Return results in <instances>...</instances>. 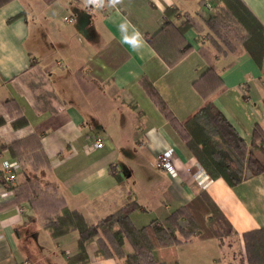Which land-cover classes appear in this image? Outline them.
Segmentation results:
<instances>
[{"label":"crops","instance_id":"0c3cea01","mask_svg":"<svg viewBox=\"0 0 264 264\" xmlns=\"http://www.w3.org/2000/svg\"><path fill=\"white\" fill-rule=\"evenodd\" d=\"M242 2L264 25V0ZM101 5L0 0V145L34 134L47 160L45 178L88 225L130 201L141 206L130 214L135 227L162 221L204 189L230 222L236 234L226 238L234 241L194 236L158 248L156 256L175 264H249L242 235L264 227V172L235 186L210 178L142 81L153 85L179 123L213 103L249 146L254 126L264 130V58L246 49L241 24L212 23L222 0ZM165 8L175 11L174 27L155 35ZM184 19L180 33L176 27ZM185 43L190 49L180 55ZM162 55L177 60L169 66ZM210 65L214 71L205 73ZM18 117L26 122L13 125ZM95 137L102 146H93ZM166 148L174 154L173 176L154 165ZM4 162L15 163L17 183L19 161L7 148L0 150L3 176ZM197 163L202 170L195 175ZM48 214L16 200L0 183V264H64L60 251L65 258L78 251V232L53 237L45 226ZM88 244L84 264H123L122 258L93 256L94 238ZM123 248L132 250L128 240Z\"/></svg>","mask_w":264,"mask_h":264},{"label":"trees","instance_id":"16d2710c","mask_svg":"<svg viewBox=\"0 0 264 264\" xmlns=\"http://www.w3.org/2000/svg\"><path fill=\"white\" fill-rule=\"evenodd\" d=\"M222 2L223 9L211 18L212 23L225 19L241 24L246 31L244 46L261 62L264 58V25L242 0ZM174 12L173 9L165 8L164 17L155 35L174 27L170 20ZM187 24L188 20L184 19L176 28L182 33ZM154 36H148L147 41L155 47ZM189 49L190 45L185 43L180 55H184ZM162 56L169 66L177 60ZM211 71H214L212 65L205 73ZM142 85L161 113L182 136L186 146L210 178L222 177L230 186H235L249 176L264 172V130L260 127L254 126L248 146L220 109L211 102L206 103L183 123H179L153 85L147 81H142ZM25 122L23 117L12 121L13 125ZM4 148L18 158L21 177L17 183H8L0 170V183L14 191L16 200L25 199L31 208L52 213L45 216V226L53 237L71 230L78 232V251L67 256L64 264L88 262L87 243L92 238L96 240L93 256L122 258L123 264H175L160 260L156 256V250L185 242L194 236L221 239L236 234L204 189L198 190L184 205L173 208L162 221L152 219L139 228L135 227L130 214L141 206L136 201H130L99 220L97 224L88 225L78 209H71L64 204L56 184L45 178L47 160L34 134L26 139L1 144L0 150ZM242 236L248 263L264 264V227L246 231ZM125 240L132 247L128 253L123 249Z\"/></svg>","mask_w":264,"mask_h":264},{"label":"built area","instance_id":"2783aa9c","mask_svg":"<svg viewBox=\"0 0 264 264\" xmlns=\"http://www.w3.org/2000/svg\"><path fill=\"white\" fill-rule=\"evenodd\" d=\"M87 5L97 8V9H101L102 5H101V0H86ZM63 19L67 22H73L74 18L71 16H64ZM103 145V141L102 139H100L99 137H95L94 138V142H93V146L94 147H100ZM173 158H174V154L171 148H166L163 151H161L155 159L154 165L156 168L158 169H162L164 171H167L168 173H170L172 176L177 174V171L174 167L173 164ZM15 167V163L13 162H4L3 163V169L5 172V180L8 183H13V181H15L16 179V175L13 171V168ZM197 171L194 173L195 175H197L198 173H200V171L202 170L201 166L197 163Z\"/></svg>","mask_w":264,"mask_h":264},{"label":"rangeland","instance_id":"374dc122","mask_svg":"<svg viewBox=\"0 0 264 264\" xmlns=\"http://www.w3.org/2000/svg\"><path fill=\"white\" fill-rule=\"evenodd\" d=\"M233 39H234V41H237L236 40V37H234V36H231ZM28 46H29V44H28ZM95 239V238H94ZM221 240L223 241V242H228V241H234V240H232L231 238H221ZM124 249V248H123ZM125 251V250H124ZM125 253H128V252H125ZM66 254L63 252V251H60V253H59V259H60V261H63V260H65L66 258L64 257Z\"/></svg>","mask_w":264,"mask_h":264}]
</instances>
